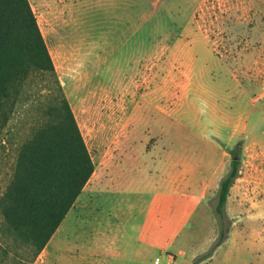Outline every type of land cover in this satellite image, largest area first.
I'll return each instance as SVG.
<instances>
[{
  "label": "rangeland",
  "instance_id": "1",
  "mask_svg": "<svg viewBox=\"0 0 264 264\" xmlns=\"http://www.w3.org/2000/svg\"><path fill=\"white\" fill-rule=\"evenodd\" d=\"M28 1L94 165L33 264H264V0Z\"/></svg>",
  "mask_w": 264,
  "mask_h": 264
},
{
  "label": "trees",
  "instance_id": "2",
  "mask_svg": "<svg viewBox=\"0 0 264 264\" xmlns=\"http://www.w3.org/2000/svg\"><path fill=\"white\" fill-rule=\"evenodd\" d=\"M12 120L22 137L0 194V264H33L94 165L28 0H0V153ZM236 155L219 181L220 219L238 178Z\"/></svg>",
  "mask_w": 264,
  "mask_h": 264
},
{
  "label": "crops",
  "instance_id": "3",
  "mask_svg": "<svg viewBox=\"0 0 264 264\" xmlns=\"http://www.w3.org/2000/svg\"><path fill=\"white\" fill-rule=\"evenodd\" d=\"M148 180H150V179H148ZM151 181L154 183L153 188H155V189L156 188H158V189H164V191H165L166 183L162 179L161 180H151ZM170 182L171 183H174V181L172 179L170 180ZM170 182H169L170 185H168V186H171L172 185ZM169 193H171V192H169Z\"/></svg>",
  "mask_w": 264,
  "mask_h": 264
},
{
  "label": "built area",
  "instance_id": "4",
  "mask_svg": "<svg viewBox=\"0 0 264 264\" xmlns=\"http://www.w3.org/2000/svg\"><path fill=\"white\" fill-rule=\"evenodd\" d=\"M158 263V260L155 262V264H157Z\"/></svg>",
  "mask_w": 264,
  "mask_h": 264
}]
</instances>
